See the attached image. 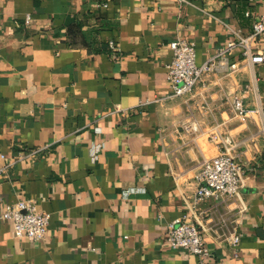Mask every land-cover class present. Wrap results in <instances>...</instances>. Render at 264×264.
Wrapping results in <instances>:
<instances>
[{
  "label": "crops",
  "instance_id": "1",
  "mask_svg": "<svg viewBox=\"0 0 264 264\" xmlns=\"http://www.w3.org/2000/svg\"><path fill=\"white\" fill-rule=\"evenodd\" d=\"M260 14L264 0H0V264H264V63L239 44L191 93L167 80L173 41L195 42L201 65ZM243 93L247 116L232 107ZM227 137L240 194L194 210L196 174ZM25 198L51 214L43 240L1 217ZM183 216L212 255L170 245Z\"/></svg>",
  "mask_w": 264,
  "mask_h": 264
},
{
  "label": "built area",
  "instance_id": "2",
  "mask_svg": "<svg viewBox=\"0 0 264 264\" xmlns=\"http://www.w3.org/2000/svg\"><path fill=\"white\" fill-rule=\"evenodd\" d=\"M31 16L28 15L27 22ZM237 33V32H236ZM238 34V33H237ZM264 34V14L256 16L253 31L249 35H238V40H232L226 48L221 49L215 57L204 64L197 62V49L193 41L179 38L171 43L173 59L168 65L167 80L172 87V96H184L191 93L203 80L206 72L211 71L217 64V56L228 61L225 55L228 50L236 45L244 46V55L253 64L264 63V51H253L251 42ZM112 56L118 59L122 56L121 48L116 40L109 42ZM237 69L239 64H231ZM245 94L236 96L233 100V110L236 115L247 116L254 111L247 107ZM214 138L219 135L215 134ZM232 139L227 137L225 147L220 152L206 159L196 174L199 182L198 189L190 204L196 210L197 205L206 199L216 200L231 199L240 194L243 179L246 174L245 165L231 152ZM2 218L13 223L17 237H30L34 240L46 238L49 229L51 214L38 208L32 198L22 199L14 204L8 205L1 214ZM225 221V219H223ZM167 239L173 248L185 250L191 254L205 258L212 255V249L206 242L202 228L197 221L189 220L183 216L172 220L168 224ZM232 246L237 247L241 242V235L236 233L230 240ZM238 255V253H236Z\"/></svg>",
  "mask_w": 264,
  "mask_h": 264
}]
</instances>
